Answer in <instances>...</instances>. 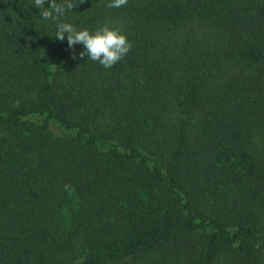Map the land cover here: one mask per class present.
Listing matches in <instances>:
<instances>
[{"label":"trees","instance_id":"trees-1","mask_svg":"<svg viewBox=\"0 0 264 264\" xmlns=\"http://www.w3.org/2000/svg\"><path fill=\"white\" fill-rule=\"evenodd\" d=\"M73 2L110 69L0 0V264H264V0Z\"/></svg>","mask_w":264,"mask_h":264},{"label":"clouds","instance_id":"clouds-1","mask_svg":"<svg viewBox=\"0 0 264 264\" xmlns=\"http://www.w3.org/2000/svg\"><path fill=\"white\" fill-rule=\"evenodd\" d=\"M127 2L128 0H110L106 7L120 8ZM33 3L40 10L42 20L57 22L56 39L63 41L67 34L69 48H73L78 43L82 44L84 50L79 53V56L83 58L87 54L88 59L97 61L105 69L113 67L127 55L132 47L127 35L119 27L103 25L95 30H89L88 28L78 29L69 22H60V18L66 11L72 10L76 4L73 0H62V2L49 0L47 7H45V0H33Z\"/></svg>","mask_w":264,"mask_h":264},{"label":"rangeland","instance_id":"rangeland-1","mask_svg":"<svg viewBox=\"0 0 264 264\" xmlns=\"http://www.w3.org/2000/svg\"><path fill=\"white\" fill-rule=\"evenodd\" d=\"M12 69L17 70L15 64H14V67H13ZM14 73H15V72H14ZM14 73H13V74H14ZM4 77H6V76H4ZM2 78H3V77H2ZM8 79H10V78H8ZM0 80H1V78H0ZM3 80H4V79H3ZM4 83H5V81H4ZM171 121H172V120H171ZM171 121H170V122H171ZM256 139H257V140L252 141V144H253L252 147L260 150V149L262 148V145L264 144V130H261L259 134L257 133V135H256Z\"/></svg>","mask_w":264,"mask_h":264}]
</instances>
